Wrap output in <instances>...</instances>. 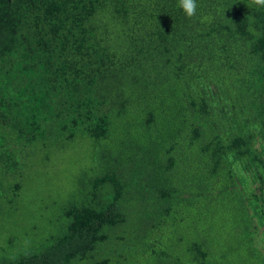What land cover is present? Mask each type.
Here are the masks:
<instances>
[{"label":"trees","instance_id":"obj_1","mask_svg":"<svg viewBox=\"0 0 264 264\" xmlns=\"http://www.w3.org/2000/svg\"><path fill=\"white\" fill-rule=\"evenodd\" d=\"M197 3L0 0V218L86 163L0 264H264V9Z\"/></svg>","mask_w":264,"mask_h":264},{"label":"rangeland","instance_id":"obj_2","mask_svg":"<svg viewBox=\"0 0 264 264\" xmlns=\"http://www.w3.org/2000/svg\"><path fill=\"white\" fill-rule=\"evenodd\" d=\"M86 168L85 161L79 155H69L62 162L54 163L52 168L43 171H35L34 175H38L35 181L28 183L27 195L23 194L22 199L25 202L35 201L33 210L36 211L37 219L32 218L29 209L23 212L22 209L14 215L15 217H2L0 221V246L7 244L8 235L14 233L15 238H18L19 245H27L32 243V239H36L35 231L52 232L51 223L54 214L51 211L54 203H62L63 200L70 197V191L73 188V177ZM41 169V168H40ZM35 222L33 225L31 223ZM7 228V229H6ZM26 238H29L27 243ZM36 239L35 242H38ZM258 245L264 252V238H258ZM24 248H19L21 251ZM18 253L17 251L9 254Z\"/></svg>","mask_w":264,"mask_h":264},{"label":"clouds","instance_id":"obj_3","mask_svg":"<svg viewBox=\"0 0 264 264\" xmlns=\"http://www.w3.org/2000/svg\"><path fill=\"white\" fill-rule=\"evenodd\" d=\"M252 4L257 8L264 9V0H252ZM178 7L183 10L187 18L192 19L196 17L199 5L197 0H178ZM249 31H254V29L250 27Z\"/></svg>","mask_w":264,"mask_h":264}]
</instances>
